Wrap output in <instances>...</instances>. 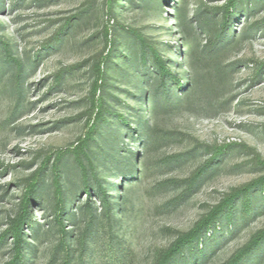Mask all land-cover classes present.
I'll return each mask as SVG.
<instances>
[{
    "label": "rangeland",
    "instance_id": "rangeland-1",
    "mask_svg": "<svg viewBox=\"0 0 264 264\" xmlns=\"http://www.w3.org/2000/svg\"><path fill=\"white\" fill-rule=\"evenodd\" d=\"M229 2L0 0V264L17 256L27 204L16 264H158L264 175V0L225 18ZM253 196L255 215L239 200L233 233L224 217L170 264H226L264 228V191Z\"/></svg>",
    "mask_w": 264,
    "mask_h": 264
},
{
    "label": "trees",
    "instance_id": "trees-1",
    "mask_svg": "<svg viewBox=\"0 0 264 264\" xmlns=\"http://www.w3.org/2000/svg\"><path fill=\"white\" fill-rule=\"evenodd\" d=\"M239 0H230V2L224 6V13L225 18L229 17V9L233 8L237 5ZM227 23V22H226ZM226 25V24H225ZM219 31V30H218ZM219 33V32H218ZM143 46L145 49L142 48L143 55H147L149 52L151 53L152 59L156 67L158 68V73L161 75V84L162 86L167 85V77L172 76L170 68L167 66L166 61L163 59L162 55L158 51V48L152 46L150 44H146L143 41ZM179 80V79H178ZM178 84V81H176ZM105 107L103 105H98V111L96 113V119H102L105 116ZM126 119L123 118L122 121ZM264 163V162H263ZM91 167L93 165L91 164ZM84 178L87 182L88 179V172L87 169H84ZM93 171L95 169L93 168ZM88 188V185L85 186ZM259 190L261 192L264 191V175L257 178L256 180L250 182L249 184L245 185L241 189H236L228 194L221 204L216 206L210 214L205 216L204 218L200 219L194 227L186 233L178 236L177 239L164 251L162 257L159 260L158 264H170V262L175 259L176 257L183 255L188 248H192L196 245V249H199V243L203 241L207 232L213 229L217 222L220 221L222 218L226 217L229 221V226L234 227L232 233L237 229V225L239 222V218L237 215L238 210L237 203L241 200L242 210L245 213H249L250 211L252 214H256V206L257 202L254 199L253 192L255 190ZM58 200L56 201L55 210V221L59 226V232L62 235L63 239L62 242L67 238V230L65 229L64 220H65V213H64V191L60 190L57 194ZM264 201V200H263ZM28 204L25 207L23 216L19 217L18 222L15 224L13 231V237L15 238V248L17 251V256L15 257L12 264H16L17 261L21 260L24 255V237H23V230L22 226L26 223V219L28 216ZM250 214V213H249ZM64 245V244H63ZM193 248V249H195ZM264 251V228L258 230L250 240L236 252V254L226 263V264H241L245 259L251 257L252 255L256 254L257 251ZM63 264H70L69 261H65Z\"/></svg>",
    "mask_w": 264,
    "mask_h": 264
}]
</instances>
